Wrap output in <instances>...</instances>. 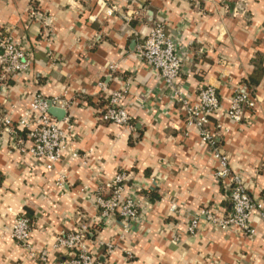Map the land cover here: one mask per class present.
Masks as SVG:
<instances>
[{"label": "crops", "instance_id": "0c3cea01", "mask_svg": "<svg viewBox=\"0 0 264 264\" xmlns=\"http://www.w3.org/2000/svg\"><path fill=\"white\" fill-rule=\"evenodd\" d=\"M106 0L117 11L107 17L83 0H0V30L24 41L32 69L14 76L2 90L0 108L22 118L37 94L57 99L75 131L69 152L52 163L0 135V264H59L70 256L56 246L62 233L92 224L101 213L96 194L126 173L127 191L143 199L137 221L124 227L111 218L87 242L106 264H264V218L252 214L255 232L223 230L193 216L205 207L229 213L228 182L217 176L220 159L201 130L186 123L174 89L164 86L137 56L153 24L163 21L181 41L184 61L178 89L196 101L201 87H216L221 107L220 148L230 173L239 175L254 199L264 195V75L256 105L238 123L228 107L237 89L264 58V0ZM129 86L123 103L134 127L100 119L110 90ZM71 107H64V101ZM58 119V118H57ZM77 157H72L71 152ZM147 192V195H146ZM20 215L33 221L30 247L12 235ZM111 244L113 251L103 258ZM47 250V262L37 254Z\"/></svg>", "mask_w": 264, "mask_h": 264}, {"label": "built area", "instance_id": "2783aa9c", "mask_svg": "<svg viewBox=\"0 0 264 264\" xmlns=\"http://www.w3.org/2000/svg\"><path fill=\"white\" fill-rule=\"evenodd\" d=\"M83 1L96 3L107 17L114 16L117 11V7L108 6L106 0ZM184 49L177 36L168 31L166 24L163 21H157L148 34L141 39L137 56L164 86L174 89L176 101L185 115L186 123L195 124L200 128L202 140L220 159L221 168L216 173L217 176L228 182L227 189L230 191L228 198L233 204V211L220 215L212 207L201 208L191 219L188 230L194 233L200 219L203 218L223 230L236 227L243 233L251 235L255 232L251 224L252 214L264 209V195L260 199H254L250 195L241 177L230 173L228 158L217 144L218 125L211 123V117L221 107L216 87L213 85L201 87L196 101L187 98L178 89L182 66L190 53L187 50L184 54ZM32 64L33 54L26 42H18L13 36L0 30V96L2 90L8 87L9 80L14 76L29 73ZM128 89L129 86H120L109 91L100 115L102 122L124 129L134 127L132 115L123 103ZM58 102L57 99H47L37 94L31 107L17 121L0 108V135L8 134L10 140L15 141L18 147L25 148L27 145L32 155L47 158L54 163L67 151L69 152L75 131V124L67 116L65 117L66 129H64L62 122L50 113V106L57 107ZM63 105L69 108L72 102L67 100ZM255 105V96L242 87L233 94L228 113L234 121L241 123L250 119L248 113L254 110ZM22 132L26 135L23 136ZM70 154L72 157L78 156L73 151ZM128 179L129 176L126 173H120L105 187L100 188L96 194V203L101 213L94 223L81 224L75 231L62 233L57 238L56 246L65 248L70 253V256L59 264H106L88 245V235L93 233V227L102 229L110 225L111 218L115 216L121 218L124 227L137 221L141 214L143 199L139 191L126 190L125 185ZM261 216L264 218V213H261ZM32 226L33 222L29 217L20 215L12 231L14 238L28 248ZM103 251L104 258L113 251V246L108 244ZM37 257L41 262H47L49 253L43 250L37 254Z\"/></svg>", "mask_w": 264, "mask_h": 264}, {"label": "trees", "instance_id": "16d2710c", "mask_svg": "<svg viewBox=\"0 0 264 264\" xmlns=\"http://www.w3.org/2000/svg\"><path fill=\"white\" fill-rule=\"evenodd\" d=\"M234 1L235 0H229L227 2H229V4L232 6ZM253 62H254V69L248 75V77L243 81V86H244L245 89H247V91L252 96H255L257 87L259 86L260 81L262 79V76L264 75V58L260 55L259 58L255 59ZM22 135L24 136V135H26V133L22 132ZM216 141H217V144L220 145V140L218 138L216 139ZM261 171H262V173H264V165H263ZM3 180H4V177H3L2 173L0 172V187L2 185ZM229 192L230 191H227L228 195H229ZM146 195H147V192H146ZM105 196H107V195H105ZM228 202L229 203L227 205V208L229 209V213H231L233 211V204H232V202L229 199H228ZM229 213H227V214H229ZM27 217H29V216H27ZM99 230L100 229H97V228L93 227V233H90L88 235L89 238H94Z\"/></svg>", "mask_w": 264, "mask_h": 264}, {"label": "water", "instance_id": "95a60500", "mask_svg": "<svg viewBox=\"0 0 264 264\" xmlns=\"http://www.w3.org/2000/svg\"><path fill=\"white\" fill-rule=\"evenodd\" d=\"M49 111L58 119H62L66 115V110L64 108L54 107L53 105L50 106Z\"/></svg>", "mask_w": 264, "mask_h": 264}]
</instances>
